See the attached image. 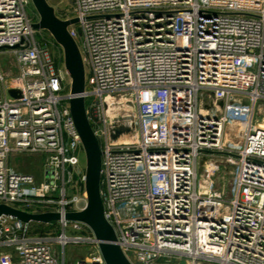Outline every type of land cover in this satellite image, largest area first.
<instances>
[{
	"label": "built area",
	"instance_id": "obj_1",
	"mask_svg": "<svg viewBox=\"0 0 264 264\" xmlns=\"http://www.w3.org/2000/svg\"><path fill=\"white\" fill-rule=\"evenodd\" d=\"M31 3L0 0V54L14 53L20 70L11 85L0 74V205L62 220L1 217L0 264H61L55 243L85 245L77 264H106L93 231L65 220L87 207V158L63 50L57 74ZM74 3L63 20L79 21L69 31L86 68L105 218L125 256L131 264H264V0ZM120 128L130 133L114 140ZM17 156L42 159L41 180L15 171ZM216 159L233 168L228 195L215 190Z\"/></svg>",
	"mask_w": 264,
	"mask_h": 264
},
{
	"label": "water",
	"instance_id": "obj_2",
	"mask_svg": "<svg viewBox=\"0 0 264 264\" xmlns=\"http://www.w3.org/2000/svg\"><path fill=\"white\" fill-rule=\"evenodd\" d=\"M39 15V22L34 25L37 31L49 33L56 44L63 50L66 70L72 79L70 107L76 127L81 136L87 158L86 189L88 204L84 211L66 215L68 222L82 223L88 226L94 233L99 244L101 254L106 264H131L125 256L114 228L105 218V209L102 198V152L99 142L89 123L86 111V68L77 42L72 37L69 28L78 24L77 19L62 20L56 10L47 0H31ZM12 100L18 99L19 92L10 91ZM223 107V102H220ZM116 140L122 134L130 133L129 130L120 128L117 130ZM10 216L25 223L50 224L62 220V216L56 213L29 214L7 205H0V218ZM83 258L80 262H83Z\"/></svg>",
	"mask_w": 264,
	"mask_h": 264
},
{
	"label": "rangeland",
	"instance_id": "obj_3",
	"mask_svg": "<svg viewBox=\"0 0 264 264\" xmlns=\"http://www.w3.org/2000/svg\"><path fill=\"white\" fill-rule=\"evenodd\" d=\"M48 3L55 8L59 18L66 19L67 17L73 16L75 7L74 0H47ZM28 15L35 22L40 20L38 13L36 12L33 4L31 3L28 7ZM37 41L44 48V59L50 62L52 65V71L59 74L62 68V51L61 48L56 44L52 36L45 32L39 31L36 35ZM55 42V43H54ZM0 74L7 77L9 85H11L15 79L20 75V70L17 65V58L12 52H5L0 54ZM264 113L258 114L257 120L262 121ZM44 161L40 158L23 156L14 157L12 160V167L15 171L32 174L41 180L43 173ZM216 165L219 171L216 173L213 181L215 184V190L218 192H225L227 195L230 192L231 185L233 182V168L226 160L216 159L213 164ZM201 174L204 173V169H200ZM204 175V174H203ZM83 206V204L81 205ZM43 228V227H42ZM48 230V227L44 228ZM51 231V230H50ZM49 231V232H50ZM53 234L57 238L63 235L61 227L55 225L52 228ZM69 237H75L77 234L70 233ZM56 253L59 257L61 264H77L79 260L89 254V249L85 245L69 244L65 248L59 243H55ZM6 255L11 256L13 253L5 252ZM157 264H188L181 260L166 261L163 260Z\"/></svg>",
	"mask_w": 264,
	"mask_h": 264
}]
</instances>
